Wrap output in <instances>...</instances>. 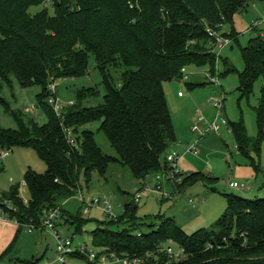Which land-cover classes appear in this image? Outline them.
I'll return each mask as SVG.
<instances>
[{
    "label": "trees",
    "instance_id": "trees-1",
    "mask_svg": "<svg viewBox=\"0 0 264 264\" xmlns=\"http://www.w3.org/2000/svg\"><path fill=\"white\" fill-rule=\"evenodd\" d=\"M258 2L264 0H0V100L19 124L17 130L0 127V149L31 148L47 166L45 174L27 171V204L20 186L1 199L18 209L17 214L7 211L11 218L41 224L49 209L76 196L82 176L89 188L93 175L105 178L112 164L128 167L140 180L168 170V152L177 137L163 84L183 79L182 71L190 65H209L214 75L217 59L209 46L208 28L222 30L233 24L238 13ZM47 3L52 5L53 15L47 9L30 14L32 7ZM90 55L95 57L106 87L104 102L86 107L88 93L91 97L100 93L79 91L77 102L58 117L48 102L49 84L86 75ZM243 56L245 70L239 89L250 96L255 82L264 81V36L250 41ZM112 68L123 70L119 86L112 80ZM12 77L23 87L41 88L36 99L48 118L46 125L10 111L2 92L6 85L12 87ZM187 85L194 89L204 83ZM256 113L258 140L248 135L243 122L231 125L239 151L250 158L260 152L264 140V87ZM97 121L117 158L106 155L95 133L86 129ZM68 129L73 131L76 149L68 144ZM179 176L180 192L207 179L200 173ZM225 198L227 210L221 218L209 230L191 236L166 216L156 217L158 228L154 225L150 232H140L137 207L127 204L119 221L98 222L94 245L122 258L151 255L148 264H167V258H157V253L170 240L189 254L177 264L264 261V198ZM62 218L79 233L88 222L81 214L71 222L64 209ZM77 261L97 264L85 256H78Z\"/></svg>",
    "mask_w": 264,
    "mask_h": 264
},
{
    "label": "rangeland",
    "instance_id": "rangeland-1",
    "mask_svg": "<svg viewBox=\"0 0 264 264\" xmlns=\"http://www.w3.org/2000/svg\"><path fill=\"white\" fill-rule=\"evenodd\" d=\"M44 9H47L50 15L54 14L50 3L32 7L30 14L34 16ZM263 19L264 2H258L238 13L233 24H226L223 27L222 33L232 40V44L221 51L217 63L216 69L220 74L218 76L219 85L211 83L207 78L211 75L209 65H190L185 69L187 80L183 77V79L163 84L179 141L176 149L179 151L181 148H185L186 151V148L195 146L198 151L197 155L187 153L184 157L179 152V167L185 175L200 173L207 179L198 181L181 192H177L176 188L170 184L163 185L160 195L157 193L158 174L140 180L128 167L112 164L105 178L99 174L93 175L89 188L82 176L80 179L81 190L74 198L60 204L71 222L72 217H78L80 214L88 221L80 233L77 227L71 223H62L61 225L59 223L57 229L61 236L73 237L75 248L86 245L89 250H100L94 245L93 232L96 230L98 222H105L109 219L102 211L95 208L88 215H84L81 197L89 204L96 198L109 196L115 203L114 213L118 218L116 221H119V217L123 216L124 206L134 203V206L137 207L135 216L137 221L142 223L140 232L148 233L154 225L158 228L159 222H156V217L166 216L174 219L182 231L190 236L201 230H209L221 218L227 210L226 195L253 199L264 198V140L261 142L260 152L252 153L250 158L239 151L231 129L232 124L243 122L248 135L253 139H259L260 130L256 108L261 100L264 81L260 78L255 82L250 96H244L239 87L240 75L245 70L243 50L264 30V27H261L257 29L258 31H254L255 29L251 30V27L255 22ZM228 70L231 72L223 76ZM122 73V69H111L112 80L116 86L120 85ZM52 83L57 86L56 94L63 112L77 102L78 92L83 90L88 93V89H95L100 93L98 97L95 95L91 97V94L88 93L89 99L84 102L86 107H95L104 102L106 87L93 55H90L86 75L60 79L50 84ZM188 83H204V85L191 89L188 87ZM40 93L39 86L23 87L15 77H12V87L7 85L4 87L2 98L12 113L24 114L26 121L32 118L40 126H43L48 123V118L37 106L36 98ZM218 100L223 101L222 114L227 125L221 126L219 132H214L209 129L217 119L216 104ZM200 117H203L202 121L199 120ZM0 127L8 130L19 128L17 119L13 114L6 112V107L1 100ZM86 129L95 133L96 141L106 155L118 157L101 129V122H94ZM71 132L73 133L72 130ZM177 150L174 151L178 152ZM29 169L38 174H45L47 171L45 162L31 148H15L10 157L4 160L0 159V201L13 187L20 186L21 198L25 203L29 202L30 194L25 186V176ZM234 183L249 190L234 189L232 187ZM164 193L169 198L164 197ZM138 194L141 195V198L136 201L135 198ZM191 199L199 200L195 208L190 204ZM40 234L38 230L32 233L24 230L21 235L22 241L17 244V250H20L21 253L24 251L30 253L29 250L32 248L33 255L37 252L43 254L44 251H47V257L54 256L55 238L51 233L46 232L44 234L45 242L37 248L35 242L38 237L40 238ZM32 256L30 255L29 258L31 264L33 263ZM150 256H146L148 263L151 259ZM162 256L163 254L157 253V258ZM47 257L39 264H44ZM74 263L87 264L84 261H75Z\"/></svg>",
    "mask_w": 264,
    "mask_h": 264
},
{
    "label": "built area",
    "instance_id": "built-area-1",
    "mask_svg": "<svg viewBox=\"0 0 264 264\" xmlns=\"http://www.w3.org/2000/svg\"><path fill=\"white\" fill-rule=\"evenodd\" d=\"M264 27V19L258 22H255L251 27V30L259 29ZM208 33L210 37L209 46L212 49V53L216 56L217 63L220 58L221 51L232 44V40L225 36L222 33V30L217 31L211 28H208ZM264 36V30L261 33ZM217 68V66H216ZM183 74L185 75L186 70L183 69ZM219 72L216 69L215 74L209 75L207 78L210 79L211 83L219 85ZM184 79L187 80L188 76L185 75ZM51 96L49 98V105L52 107L53 111L58 117H61L63 113V108L60 106L59 98L57 97V86L55 84H50L49 86ZM216 107L218 109L217 119L210 126V131L219 132L221 126L227 125L226 119L223 117V101L218 100ZM200 121L203 120V117L199 118ZM196 130V129H195ZM65 133L68 137V144L73 148H78V144L73 136V133L70 129L65 130ZM187 153L198 154V151L195 146L187 148ZM12 151L7 149H0V159L4 160L11 156ZM180 160V155L177 152H171L167 156V161L170 164V168L168 170H164L162 172L157 173V181L159 182V186L157 187V193L161 195V191L163 185L170 184L176 188V191L179 192L178 186L182 183V178L179 176L182 172L178 169V162ZM26 186V185H25ZM232 187L237 190H249L245 187H241L237 183L232 184ZM166 198H169L166 193L163 195ZM141 198V195L138 194L136 196V201ZM81 203L84 206L83 214L88 215L92 209H98L104 213V215L109 220H117L118 218L115 216L114 207L115 203L109 196H105L103 198H96L91 201L89 204L86 200L81 197ZM199 200L191 199L190 204L195 208L196 204ZM27 204V202H26ZM12 211L17 214L18 209L14 208L12 203L9 201H0V221L4 222H15L20 227H24L27 229V232L32 233L35 230H46L51 233V235L56 240V248L54 259L48 261L47 264H75L78 256H85L90 263L97 264H148V260L146 258H122L119 257L115 253H107L102 252L100 250L93 251L89 250L86 245H81L79 247H74V239L73 237H63L61 233L58 231L59 223L63 220V208L58 206L56 208L49 209L44 216L41 224H36L32 220L22 223L18 218H11L9 212ZM159 253L163 254L167 258V264H177L186 261L189 258V254L186 249L176 243L174 240H170L163 248L159 250Z\"/></svg>",
    "mask_w": 264,
    "mask_h": 264
},
{
    "label": "crops",
    "instance_id": "crops-1",
    "mask_svg": "<svg viewBox=\"0 0 264 264\" xmlns=\"http://www.w3.org/2000/svg\"><path fill=\"white\" fill-rule=\"evenodd\" d=\"M177 137V136H176ZM178 138H177V143L173 145L168 154L171 152H176L174 150L176 149V146H178ZM178 151V150H177ZM187 151V148H186ZM185 151V148H181L177 153L180 155V153L184 156L187 155V152ZM180 152V153H179ZM178 169L181 171L179 167V162H178ZM182 172V171H181ZM183 173V172H182ZM251 191V190H250ZM199 203V202H198ZM66 223V220H62L60 222V225ZM27 232V229L24 227H20L17 225L15 222H4L0 221V264H31L29 262L30 255L32 256L33 250L31 248L30 253H26L25 251L21 253L20 250H17V244L18 242L22 241V233ZM40 234V238L38 237V240H36L35 245L38 248V246L45 242L46 237L45 233L49 232L46 230H38ZM50 233V232H49ZM35 249V247H33ZM27 251V252H29ZM55 252V251H54ZM48 252L44 251L43 254H39L38 252L32 256V264H39L42 262V260L47 257ZM48 259L45 260L44 264H47L48 261H51L54 259V256L47 257Z\"/></svg>",
    "mask_w": 264,
    "mask_h": 264
},
{
    "label": "water",
    "instance_id": "water-1",
    "mask_svg": "<svg viewBox=\"0 0 264 264\" xmlns=\"http://www.w3.org/2000/svg\"><path fill=\"white\" fill-rule=\"evenodd\" d=\"M244 264H264V261L244 263Z\"/></svg>",
    "mask_w": 264,
    "mask_h": 264
}]
</instances>
